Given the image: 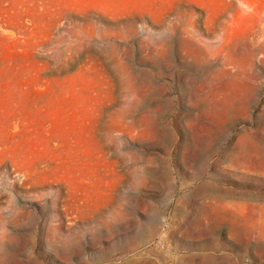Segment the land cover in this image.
<instances>
[{
	"label": "rangeland",
	"instance_id": "obj_1",
	"mask_svg": "<svg viewBox=\"0 0 264 264\" xmlns=\"http://www.w3.org/2000/svg\"><path fill=\"white\" fill-rule=\"evenodd\" d=\"M0 264H264V0H0Z\"/></svg>",
	"mask_w": 264,
	"mask_h": 264
}]
</instances>
